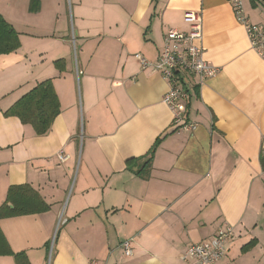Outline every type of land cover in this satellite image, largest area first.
Segmentation results:
<instances>
[{"label":"crops","instance_id":"obj_1","mask_svg":"<svg viewBox=\"0 0 264 264\" xmlns=\"http://www.w3.org/2000/svg\"><path fill=\"white\" fill-rule=\"evenodd\" d=\"M250 3L243 15L263 23L264 5ZM29 6L0 0L19 41L0 55V264H195L183 251L227 225L217 264H264V59L228 0ZM190 11L219 72L193 77L185 107L195 127L176 131L162 102L168 83L135 55L154 63L167 29L189 31ZM47 80L59 113L37 135L5 112ZM158 138L147 172L135 174ZM18 186L30 197L8 200Z\"/></svg>","mask_w":264,"mask_h":264},{"label":"built area","instance_id":"obj_2","mask_svg":"<svg viewBox=\"0 0 264 264\" xmlns=\"http://www.w3.org/2000/svg\"><path fill=\"white\" fill-rule=\"evenodd\" d=\"M236 20L244 27L252 50L264 59V22H250L243 15L241 0H228ZM185 21L189 24V31L181 33L169 28L163 36V47L154 63H150L140 54L135 58L141 69H151L158 73L169 85L162 102L171 112V127L173 130H193L194 125L186 118V102L188 89L193 84V77L198 84H203L214 78L219 68L213 66L204 57L202 42V18L199 12H186ZM59 161H65L64 156H58ZM233 236L230 226L220 227L216 234L207 240L186 248L181 260L193 261L195 264H217L226 254V242ZM133 239H125L120 247L125 256H131Z\"/></svg>","mask_w":264,"mask_h":264},{"label":"trees","instance_id":"obj_3","mask_svg":"<svg viewBox=\"0 0 264 264\" xmlns=\"http://www.w3.org/2000/svg\"><path fill=\"white\" fill-rule=\"evenodd\" d=\"M252 2H254V0H252ZM262 4L264 5V2H262ZM38 8L39 0H30L29 11L36 12ZM18 47L19 41L17 34L0 15V55L12 53ZM58 113V100L51 82L47 80L38 84L35 88H33L30 92H28L15 104H13L5 112V115L18 117L21 123L31 125L37 135H43L48 131L53 119L57 116ZM160 141V138L155 141L154 145L146 156L147 158L146 162L143 164V168L141 167L136 170L135 174L142 175L143 173L147 172L149 164L151 163V160L153 158L154 151ZM260 161L262 162L264 167V156L261 155ZM15 190L20 191L23 196H26V190L24 186L12 187L8 192V200H11L12 192ZM15 257L18 258L19 255Z\"/></svg>","mask_w":264,"mask_h":264},{"label":"rangeland","instance_id":"obj_4","mask_svg":"<svg viewBox=\"0 0 264 264\" xmlns=\"http://www.w3.org/2000/svg\"><path fill=\"white\" fill-rule=\"evenodd\" d=\"M242 1V5H243V8L245 9V8H252L251 7V3H250V0H241ZM70 6V5H69ZM70 10H71V8H70ZM69 10V11H70ZM75 51V50H74ZM75 180H76V174H74V176L72 177V184H74V182H75ZM66 202H67V199H66ZM64 205L66 206V203H64Z\"/></svg>","mask_w":264,"mask_h":264},{"label":"water","instance_id":"obj_5","mask_svg":"<svg viewBox=\"0 0 264 264\" xmlns=\"http://www.w3.org/2000/svg\"><path fill=\"white\" fill-rule=\"evenodd\" d=\"M262 2H264V0H261Z\"/></svg>","mask_w":264,"mask_h":264}]
</instances>
